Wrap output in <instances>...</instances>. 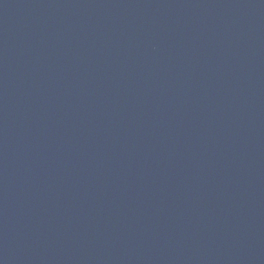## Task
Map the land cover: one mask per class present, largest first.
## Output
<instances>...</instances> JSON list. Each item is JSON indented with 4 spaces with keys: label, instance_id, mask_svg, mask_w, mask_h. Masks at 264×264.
Wrapping results in <instances>:
<instances>
[{
    "label": "water",
    "instance_id": "95a60500",
    "mask_svg": "<svg viewBox=\"0 0 264 264\" xmlns=\"http://www.w3.org/2000/svg\"><path fill=\"white\" fill-rule=\"evenodd\" d=\"M0 264H264V0H0Z\"/></svg>",
    "mask_w": 264,
    "mask_h": 264
}]
</instances>
